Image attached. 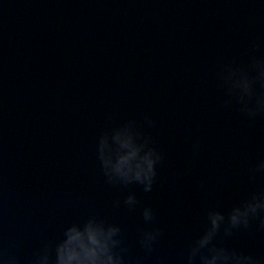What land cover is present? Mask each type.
Returning a JSON list of instances; mask_svg holds the SVG:
<instances>
[{"label": "water", "instance_id": "95a60500", "mask_svg": "<svg viewBox=\"0 0 264 264\" xmlns=\"http://www.w3.org/2000/svg\"><path fill=\"white\" fill-rule=\"evenodd\" d=\"M252 57L264 61V0H0V251L30 264L97 216L120 227L126 264H184L207 209L264 190L251 171L264 113L225 103L217 78L229 64L254 75ZM130 120L162 156L149 193L109 185L97 159L100 135ZM143 231L160 233L151 252ZM218 241L264 260L256 221Z\"/></svg>", "mask_w": 264, "mask_h": 264}, {"label": "clouds", "instance_id": "9594fccd", "mask_svg": "<svg viewBox=\"0 0 264 264\" xmlns=\"http://www.w3.org/2000/svg\"><path fill=\"white\" fill-rule=\"evenodd\" d=\"M250 70L254 75L250 76L246 69L224 65L217 78L229 97L225 103L234 99L240 106V112L252 119L264 113V61L252 57ZM257 86L260 91H257ZM150 143L131 120L112 129L110 136L101 134L97 159L106 182L125 188L135 184L141 186L144 193L151 192L162 156ZM193 148L198 149L199 145L194 144ZM251 171L264 173V159L259 160ZM123 204L131 210L138 201L129 194L123 199ZM141 216L145 223L154 220L149 207L143 208ZM204 220V228L188 245L184 264H264V260L218 241L221 233L223 238L232 237L236 231L247 230L253 221L257 222V231L264 232V190L251 193L226 211L209 208ZM159 235V231L141 232L140 246L151 252ZM126 253L119 226L97 216H88L79 224L64 228L55 241L44 243L30 264H126ZM0 264L18 262L14 255L2 250Z\"/></svg>", "mask_w": 264, "mask_h": 264}]
</instances>
